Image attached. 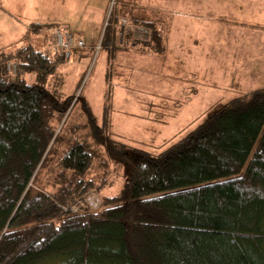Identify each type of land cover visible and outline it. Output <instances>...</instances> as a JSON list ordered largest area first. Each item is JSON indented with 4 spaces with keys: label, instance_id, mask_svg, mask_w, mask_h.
<instances>
[{
    "label": "trees",
    "instance_id": "trees-1",
    "mask_svg": "<svg viewBox=\"0 0 264 264\" xmlns=\"http://www.w3.org/2000/svg\"><path fill=\"white\" fill-rule=\"evenodd\" d=\"M143 27L141 50L164 53L170 27ZM117 38L100 42L99 118L64 54L0 49V264H264V88L158 153L131 148L111 136ZM113 178L97 211L72 210Z\"/></svg>",
    "mask_w": 264,
    "mask_h": 264
},
{
    "label": "rangeland",
    "instance_id": "rangeland-1",
    "mask_svg": "<svg viewBox=\"0 0 264 264\" xmlns=\"http://www.w3.org/2000/svg\"><path fill=\"white\" fill-rule=\"evenodd\" d=\"M150 2V8L154 9V1ZM237 2L238 6L234 5ZM227 6L230 17L227 23H223L224 28L221 27L220 34L227 32L230 44L219 52L218 60L208 58L211 60L205 62V72L199 63L204 61L201 54L207 57V52H202L195 45L192 46L191 58L187 53L180 56L181 62L185 59L182 69L176 67L171 53L146 52V55H135L132 52H142L140 49L143 43L148 41L143 34L149 30L141 25H129L123 18L119 19L115 32L118 43L126 51L117 54L114 61L115 76L109 79L112 85L113 139L143 152L158 153L196 130L208 117L222 112L230 101L264 88V0H227ZM59 12V6L56 7L52 0L43 3L37 0H0V49L9 51L22 46L19 43L15 46L12 44L22 41L24 30L29 27L25 20L43 21ZM150 18L155 20L159 29L166 24L170 27L165 16L152 13ZM188 24L187 18L180 22L185 35ZM188 28L194 32L192 25ZM107 29L105 23L102 32ZM41 31L42 36L37 37L32 44L45 48L46 43L51 49L54 41L50 30L49 35H45L46 30ZM18 33L21 34L20 40ZM102 35L98 36L95 50L75 52L70 61L74 62L70 66L73 70L71 80L77 81L83 77L84 97L97 118L102 113L103 94L106 90L104 73L110 66L107 51L100 48ZM76 38L82 39L78 36ZM23 43L26 45L30 41ZM204 43L202 47L207 48V38ZM79 58L82 59L76 61ZM115 64L122 68L119 69ZM252 64H257V67ZM188 73L196 76L194 80H203V83H199L200 88L195 91V98H188L186 93L180 94L175 87L189 78ZM122 185L121 178H113L111 186L105 188L99 196L87 191L85 201H80L78 205L83 206L84 210L97 211L101 206V198L115 195ZM49 261V264H57L58 260Z\"/></svg>",
    "mask_w": 264,
    "mask_h": 264
},
{
    "label": "crops",
    "instance_id": "crops-1",
    "mask_svg": "<svg viewBox=\"0 0 264 264\" xmlns=\"http://www.w3.org/2000/svg\"><path fill=\"white\" fill-rule=\"evenodd\" d=\"M52 1L56 4V7L59 6V13L47 17V19L43 21L33 20L31 22V20L28 19L29 22L28 20H25V23L29 27L35 25V27L40 28H45L46 26H63L73 32L76 36L84 39L86 44L89 46L87 51L90 52L96 49L98 36L104 34L102 31L105 23L108 28H115L119 19L123 18L129 25L143 26L148 23L150 14L152 13L164 14L168 20L170 28L166 34L164 42V53H171L176 67L181 69V66L185 63V59L181 62L180 56H184V54L187 53V55L191 58L192 46L195 45L196 48H200L202 52H207V57H204L201 54V58L204 61L199 63L201 65V70L205 72L207 67L205 62L211 60L208 58L212 57L218 60L220 58L219 52L221 53V51L228 47V44H230L229 39L227 38V32L220 34V31L224 28L223 23H227V20L230 17L227 0H153L156 5H154V9L150 8V1L152 0ZM37 2L43 3L45 0H37ZM237 4L238 2L234 5ZM185 18L189 19L188 26L192 25L194 27V32H191L187 26V36L185 35V30H183L180 25V22L184 21ZM29 27L24 30L25 34L22 41L13 43L12 46L17 45L18 43L23 45L24 41H30V43H33L37 37L42 36L41 30L38 34L29 33ZM18 34L20 40L21 34ZM28 35L29 38H27ZM197 35L201 37L198 38L196 37ZM206 38L209 43L207 48L202 47V43L206 41ZM170 43L172 44V47ZM140 51L142 52H131L135 55L147 54L146 52H143L144 50L140 49ZM195 51L197 50L195 49ZM240 65L242 66L243 64L240 62ZM254 65L255 64H252L251 66L254 67ZM255 67H257V64ZM259 72L261 73L262 70H259ZM187 77L189 78L183 80L182 83L176 85L175 87L180 94L186 93L188 94V98H195V91L200 88L199 83H203V80H194L193 77L196 76L191 75V73H188Z\"/></svg>",
    "mask_w": 264,
    "mask_h": 264
},
{
    "label": "built area",
    "instance_id": "built-area-1",
    "mask_svg": "<svg viewBox=\"0 0 264 264\" xmlns=\"http://www.w3.org/2000/svg\"><path fill=\"white\" fill-rule=\"evenodd\" d=\"M52 35L54 45L51 48L52 54L61 52L64 54V57L72 61L74 58L75 52L80 53L82 50H87L88 45L83 39L76 38L75 34L69 31L67 28L60 26L49 31ZM149 32H145L143 36L149 38ZM14 70V68H13ZM80 205L76 204L72 210L76 212L79 209Z\"/></svg>",
    "mask_w": 264,
    "mask_h": 264
}]
</instances>
